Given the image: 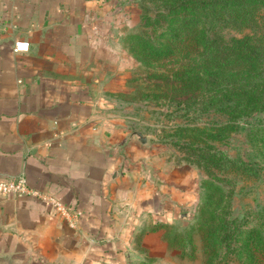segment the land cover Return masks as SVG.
I'll return each instance as SVG.
<instances>
[{"label": "crops", "instance_id": "0c3cea01", "mask_svg": "<svg viewBox=\"0 0 264 264\" xmlns=\"http://www.w3.org/2000/svg\"><path fill=\"white\" fill-rule=\"evenodd\" d=\"M138 20L135 0H0V176L79 213L69 226L38 198L0 197V264H135L165 247L150 226L197 203V171L109 114Z\"/></svg>", "mask_w": 264, "mask_h": 264}, {"label": "trees", "instance_id": "16d2710c", "mask_svg": "<svg viewBox=\"0 0 264 264\" xmlns=\"http://www.w3.org/2000/svg\"><path fill=\"white\" fill-rule=\"evenodd\" d=\"M138 6L139 24L123 37V47L146 67L163 60L174 63L169 69L151 67L143 78L147 85L134 90L135 95L159 105L173 102L194 105L199 113L215 111L233 127L264 113V22L256 25L260 34L244 33L226 41L219 40L215 29L230 17L237 26L254 21L264 11V0H138ZM245 129L250 144L264 157V126ZM192 149L199 160L189 163L205 173L198 183L192 223L182 232L166 223L148 231L165 229L162 240L181 253L187 246L188 258L193 256L191 235L197 232L202 264H264V212L232 216L231 190L225 189L231 182L223 172L245 170L246 162L211 147Z\"/></svg>", "mask_w": 264, "mask_h": 264}, {"label": "rangeland", "instance_id": "374dc122", "mask_svg": "<svg viewBox=\"0 0 264 264\" xmlns=\"http://www.w3.org/2000/svg\"><path fill=\"white\" fill-rule=\"evenodd\" d=\"M135 1L138 5V0ZM144 6L151 7L148 3H145ZM140 12L139 8V19ZM256 13H252L249 17ZM225 17L226 15L222 18ZM230 18L225 22H220L215 27V29H219L222 36L219 40L226 41L232 36L237 37L244 33L260 34L257 27L261 26L262 21L264 22V11L256 15L254 21L243 20L242 26H237L238 21H235L234 17ZM138 24L139 20L133 29ZM125 51L127 53L125 58L126 78L123 82L120 81L119 84H122L119 86V91L110 93L108 96L111 103V106L108 107L111 110L109 114L113 117L116 125L144 134L149 141L150 148L161 155H165L173 164L191 165L197 171L198 183L200 179L205 177V173L200 168L190 164L199 160L198 155H196L197 152L195 153L192 147L215 148L230 158L243 160L247 164L245 170L228 168L223 172L231 182V187H225V189L230 188L231 190L230 213L234 217H240L245 214L257 213L259 210L264 212V157L258 153L255 146L250 144L245 129L247 125L255 128L264 126V113L252 114L248 118H243L236 127H233L226 121L224 115L215 111L199 113L194 109V105H176L173 102L159 105L148 101L135 95L134 90L146 84L147 80L144 82L143 78L150 72L151 67L169 69L174 61L163 60L161 64L146 67L136 61L126 48ZM196 204L194 207L184 210L188 212V215L181 222L175 223L179 226L167 222L169 228L181 232L187 229L192 223ZM157 231L161 233L160 240L165 244V247L151 249L154 254H149L148 251L144 250H136L135 254L138 257L135 259V264L203 263L202 246L197 232L191 235L194 243L193 256L188 258L186 256L188 254L187 246L182 253L180 249L170 248L162 240L165 229L160 228Z\"/></svg>", "mask_w": 264, "mask_h": 264}, {"label": "built area", "instance_id": "2783aa9c", "mask_svg": "<svg viewBox=\"0 0 264 264\" xmlns=\"http://www.w3.org/2000/svg\"><path fill=\"white\" fill-rule=\"evenodd\" d=\"M28 42L15 40L12 43L14 52H27ZM23 197L30 196L38 198L52 207L53 212L58 215L69 226H73L78 219L79 213L65 208L56 198L50 194H44L27 186L25 177L20 174L15 177L0 176V197Z\"/></svg>", "mask_w": 264, "mask_h": 264}, {"label": "water", "instance_id": "95a60500", "mask_svg": "<svg viewBox=\"0 0 264 264\" xmlns=\"http://www.w3.org/2000/svg\"><path fill=\"white\" fill-rule=\"evenodd\" d=\"M135 134H136L138 137H141L140 133L135 132ZM142 139H145V138L142 137Z\"/></svg>", "mask_w": 264, "mask_h": 264}]
</instances>
